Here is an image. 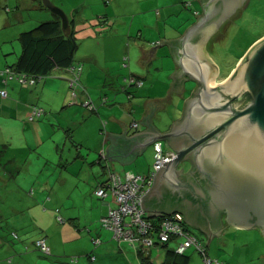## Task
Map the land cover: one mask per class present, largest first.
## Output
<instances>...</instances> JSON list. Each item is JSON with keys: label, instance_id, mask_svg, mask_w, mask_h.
Returning a JSON list of instances; mask_svg holds the SVG:
<instances>
[{"label": "rangeland", "instance_id": "rangeland-1", "mask_svg": "<svg viewBox=\"0 0 264 264\" xmlns=\"http://www.w3.org/2000/svg\"><path fill=\"white\" fill-rule=\"evenodd\" d=\"M51 1L62 8L70 18L77 20L74 32L78 42L76 50L77 57L84 55V50H87V44L91 42V39L94 41L96 40L93 37H87V35L96 33L98 35L97 39L100 40V42L97 46L99 49L98 55L100 62L97 63L92 61L93 65L91 68L102 72L106 67V71L109 70L111 74L103 72L102 77H96V75L93 77L91 75L88 79L89 83H85L94 88L93 90L92 88H88L89 91L96 96H99V94L101 96L102 93L114 88L118 89V93L126 95L124 92L126 88L124 89V87L129 85V76H127L129 75V68L126 67L128 58H126L124 54L125 52L129 54L131 41L128 36L129 33L127 31H121V21L123 18L117 17V12L113 10L116 0H110L111 2L113 1L112 5L107 3L109 0ZM124 1L133 4L129 8L130 13L138 11L136 7H139L141 11L150 18V28L144 31L143 37H150V40L162 37L165 34L164 32L160 33V31L164 29L168 34L177 32V29H175L176 22H174L176 20L170 19L166 14L164 17L163 7L169 0H139V6L136 3L137 0ZM6 6L9 10L5 9ZM157 9H159L160 14L155 13ZM103 11H111L113 15L106 24H102L101 21H103V18H100ZM173 15L174 12L171 16ZM53 16L54 13L44 7L40 0H0V43L8 46L10 52L12 50L16 51V48L21 49L19 34L22 31L33 28L41 21L51 19ZM125 21H127V18ZM128 21H130V19H128ZM116 28L118 31H115ZM132 30L136 32V24L132 26ZM263 33L264 0H249L246 4L242 2L241 6H237L231 14L226 16L218 27L208 36L207 43H204L206 54L209 51L212 58L218 64V77L226 78L232 67L238 62V57L241 55L244 48L253 39L259 37ZM121 34L126 35L122 36ZM5 40L6 42H3ZM101 51H104L106 55L102 56V53H99ZM8 55H16V52H11ZM79 59L80 61L77 62V66L88 68V66H86L88 63L81 57ZM94 70L90 72H94ZM80 72H82L81 69ZM156 72L160 75H166L168 73V71L164 69L157 70ZM113 76L115 78L114 82H112ZM98 81L100 82L99 86L102 89V93L97 92L96 85ZM158 84L159 82L154 83L153 86L150 84L149 91H145V93H148L150 96L162 94L164 88L158 86ZM185 87L184 94L188 96V92L193 90L195 83L188 81ZM66 89L70 92L73 91V94L76 90L77 92H83L85 98H89L87 90L82 86L79 78L68 79ZM80 89L82 91H80ZM106 99L107 97L103 100V103L108 102ZM175 104L177 106L179 105L178 109H175L173 106L169 108L166 112L168 116L166 121H170L180 115L181 109H183V100L179 98ZM60 106L61 105L58 104L57 108ZM104 108L106 109L107 106ZM82 111L84 112L85 110ZM105 111L108 113L110 112L108 109ZM106 112L102 113L107 114ZM90 114L91 116L95 115V113ZM2 133L1 131L0 264H10L8 263V258L13 259V263L11 264H16L18 259L26 260V264H34L33 262H36V264H78L79 261H81L79 264H140L136 252L132 251L135 250V247L127 241H123L124 244L128 245L129 249H127V252L119 249H112L108 253L105 251L103 252L102 247L104 244L109 241L116 243L117 240L112 237L110 230L104 227V229L102 228L100 218L93 216L92 219L94 222H90L91 218L89 217L91 216H89V210L85 207L82 199L74 200L72 194L70 198L67 197L63 189H60L58 194L55 195V198H52L49 192L50 186H47V195L40 196V187L37 183L41 180L45 182L49 180L51 182L49 185H51L52 182L58 179L60 174H64L62 164L33 163L29 165L30 170H27L26 166L28 164L23 163L24 157H26L23 151L18 148L14 151L16 143L18 142H13L11 146L3 150L5 144H3L2 141ZM68 143L69 141L66 143L65 150H63V152L60 151L58 154V156L62 155L64 157L63 161H65L67 157ZM9 147L16 152L15 155L12 154V151L8 150ZM40 160V158L36 157V162ZM153 161L154 149L153 146L150 145L140 155L137 164L123 166L119 164L118 168L120 170H117L122 173L127 170L135 173H147ZM67 172L68 175H70V171ZM101 175L105 176L106 170H104V172L101 171ZM78 189H82V186ZM48 196L51 198L47 199ZM109 196L113 197L114 194H109ZM37 202L42 211L37 208H30V211L27 210L29 206L35 205ZM65 207L69 208L68 210L72 209L74 214L71 216L65 214L63 211ZM58 210H60V212ZM57 214L63 217V221L57 219ZM95 227L102 228L104 235H106V230H108L111 234V239L105 240L102 235L98 238H94L93 234L95 233L93 231ZM188 228L192 231L195 230L192 226H188ZM196 232L198 231L195 230V233ZM12 233L17 234V236H12ZM196 234L198 237L201 236L202 243L207 246V239L203 234L199 232ZM43 237H46L47 244L53 246L55 251L46 254L37 250L34 242ZM95 239L99 241L96 242ZM182 239V237H178L179 242H181ZM9 245L17 247L16 250L14 249L16 253L8 250ZM175 246V242L169 245L171 248H175ZM149 248L150 247H145L144 249H140L138 247L137 251L138 253L141 252L142 255H146ZM206 248L207 257L213 261V264H215L216 260L226 264H264V236L262 233L255 230H243L229 227L224 233L214 237ZM187 250L192 255L189 264H205L203 260L204 256L198 250H195L194 246L187 248ZM87 253H92L96 256V259L91 261ZM55 254L60 256H55ZM165 255V249H161L159 255H156L155 250H152L151 253V257L156 259V264H159ZM55 257L60 258L59 263L51 260V258Z\"/></svg>", "mask_w": 264, "mask_h": 264}, {"label": "crops", "instance_id": "crops-1", "mask_svg": "<svg viewBox=\"0 0 264 264\" xmlns=\"http://www.w3.org/2000/svg\"><path fill=\"white\" fill-rule=\"evenodd\" d=\"M109 1L107 3L112 5L113 1ZM248 1L249 0H243L242 2H245L246 4ZM136 3L138 6L140 5L139 0H137ZM166 3L167 4L163 7L164 17L166 14V16L170 19L176 20L174 22H176L175 29H177V32L174 34H168L164 29L161 30L160 33L164 32L165 35L162 37H157L153 40H150V37H143L144 31L150 28V18L146 16V14H144L139 7H136L138 11L130 13L129 8L133 5L132 3L130 4L124 0H116L114 3L115 6H113V10L117 12V17L119 16L123 18L121 21V31H127L131 41L129 54L124 50V55L126 58H128L126 67L129 68V75H127L129 76V85L124 87V89L126 88L124 90L126 95L123 93H118V89L114 88L102 93V89L99 86L100 82L98 81L96 85L97 92L102 93L101 96L99 94V97L89 91L88 88H92L93 90V87H91L89 84H85L89 83L88 79L91 75L93 77L95 75L96 77H102L103 72L111 74L109 70L106 71V67L102 72L91 68L93 65L92 61L97 63L100 62L98 55L99 49L97 46L100 40L97 39V33L87 35V37H93L96 40L94 41L91 39V42L87 44V50H84V55L80 56L85 62L88 63L86 65L88 68H81L82 72L79 74V80L82 86H84V88L87 90V95L89 98H85L83 92H77L76 90L73 94V91L70 92L68 89H66L68 79H72L74 76V73H72L69 69H54L50 72V74L40 78V80L33 87H24L16 79H11L8 80L7 83H3V75L0 73V90L5 89L7 91V95L5 97L0 95V133L1 131L3 132L2 141L3 144H5L3 150H5L6 147L11 146L13 142H18L16 143L14 151L17 148L23 151L26 156L24 157L23 163L28 164L26 166L27 170H30L29 165L33 163L38 164L41 162V164H62L64 174H60L58 179L52 182L51 185H49L51 183L49 180L48 182L41 180L39 183H37L40 187L39 195H47V186H50L49 192L52 198H55V195L58 194V191L63 189L65 190L67 197L70 198L72 194L74 200L82 199L85 207L89 210V216H91L89 218H91V223L94 222L92 219L93 216L101 218L107 213L109 207L115 205L114 197L109 196V194H112L110 189H106L105 196L99 197L95 194L96 188L101 183L108 180L111 174L118 175L121 178H125L127 173L139 174L129 170L122 173L119 171L120 169L118 166L119 164L122 166L137 164L140 155L144 152V150L147 149L148 146L152 145V143L146 144L140 153H136L134 157L126 163L121 162L119 159H107L108 157L104 154L106 153V146L110 143V138L106 137V132L122 133L125 128V136H129L134 132H139L146 129L147 125L139 122L136 119H140L143 112L146 114L150 113V108L155 106L157 107L153 111V114L150 118L151 124L161 132H166L170 129V126L173 122L181 118L183 109H181V113L178 117L172 120L169 119L170 121H166L168 117L166 112L172 106L175 109H178L179 105L177 106L175 104L177 100L181 98L184 104V100L192 94V91L196 87V83L193 82L195 83V87L193 90H190L188 92V96H186V94H184V90L186 89L185 86L186 82H188L187 80L182 85L181 92H168L170 88V82L173 80V77L170 76V74L174 70H178L180 68L173 58L168 43L165 42L160 45L157 44L160 43L162 38L174 39L182 37L185 30L196 22L198 15L202 14L203 6L199 0H169ZM5 9L9 10L7 6ZM173 12L174 15L171 16ZM155 13L160 14L159 9H157ZM100 16V18H103V21H101L102 24H106L113 17L111 11H103ZM126 18L127 21H125ZM68 19L74 20L73 29L75 30L77 20L70 18L69 16ZM128 19H130V21H128ZM134 24H136V32H133L132 30V26ZM115 31H118V29L116 28ZM126 34L121 35L123 36ZM3 42H6V40ZM206 43L207 39L205 41V44ZM151 46H155V48L150 55L149 50ZM11 52H16V55H8ZM11 52L9 51L8 46L0 43V70L6 66L13 67L18 60L21 49L16 48V51L12 50ZM99 53H102V56L106 55L104 51ZM206 55L217 66L219 74L217 62L212 58L209 51ZM241 56L239 57L238 61L240 60ZM80 57H77L75 52V63L80 61ZM236 65L232 67L229 75L226 78L231 76ZM163 69L168 71L166 75H160L156 72L157 70ZM91 70H94V72H90ZM114 79L115 78L113 76L112 82H114ZM156 82H159L158 86L164 88V92L155 96H150L148 93L146 94L145 91H149L150 84L153 86ZM130 85L133 86L131 87ZM80 91L82 90L80 89ZM106 97L108 102L103 103V100ZM88 99L94 103L96 107L95 110L84 107L83 103L89 101ZM58 104L61 105L59 108H57ZM32 105H37L44 111L43 114H41V116L36 120L27 119V115L29 114ZM106 106V109L110 110L109 113L105 111L106 109L104 107ZM82 110L87 112H83ZM102 112H106L107 114H103ZM90 113H95V115L91 116ZM134 121L137 122L136 127L131 125V123ZM68 141L67 157L66 160L63 161L64 157L62 155L58 156V154L60 151L63 152V150H65L66 143ZM162 144L165 148H169L166 140H163ZM8 150L12 151V154H16V152H14L11 147H9ZM36 157L40 158L41 160L36 162ZM181 164V166H183L184 163L182 162ZM104 170H106V175L102 176L101 171L104 172ZM67 171H70V175H68ZM80 186H82V189H78ZM50 196H48L47 199H50ZM30 208H37L42 211L41 208H39L38 202L35 205L29 206L27 210L30 211ZM68 209L69 208L65 207L63 210L64 213L68 214L69 216L73 215L74 213L72 209ZM58 211L60 212V210ZM157 212L159 211L148 210V214L150 215L158 214ZM187 225L192 226L199 233L203 234V236L208 240L207 233L200 227L188 223ZM222 226L223 227L221 228L219 234H213L211 236L208 245L214 237L224 233L230 226L234 228L232 223H222ZM102 228L100 229L99 227H95V230L93 231L95 233L93 234L94 238H98L100 235H102L105 240L111 239L110 232L105 229L106 235H104ZM195 230L192 232L199 240H201V236L198 237L196 234L198 232L195 233ZM43 238L45 241L47 240L46 237ZM170 243L173 242L166 244H155L147 250L146 255L141 254L142 256L140 253H138L137 246L135 247V250L132 251L136 252L140 264H156V259L151 257L152 250H155L156 255H159L161 253V249H165L166 255L159 264H170L173 260L179 259L178 255H171L168 253V251H174V247H169ZM49 248L50 252L55 251L53 246H49ZM14 249L16 250L17 247L9 245L8 250L10 252L16 253ZM112 249H119L121 251L123 250L124 252H127V249L129 248L128 245L123 243V241L118 240L116 243L109 241L102 247L103 252L105 251L106 253ZM90 255L93 254L87 253L89 259ZM185 255L188 257L189 264L190 257L192 255L188 250H186ZM55 256L60 255L55 254ZM93 256L94 259H96V256ZM142 258L145 259V263L142 261ZM59 259V257L51 258L53 262L58 263L60 262ZM94 259L90 260L94 261ZM80 262L81 261H79L78 264ZM8 263H13V259L8 258ZM33 263L36 264V262ZM16 264H26V260L18 259Z\"/></svg>", "mask_w": 264, "mask_h": 264}, {"label": "water", "instance_id": "water-1", "mask_svg": "<svg viewBox=\"0 0 264 264\" xmlns=\"http://www.w3.org/2000/svg\"><path fill=\"white\" fill-rule=\"evenodd\" d=\"M199 1L203 12L183 36L162 38L157 44L168 43L180 68L170 74L173 80L168 92H181L187 80L196 83L184 100L181 118L161 132L151 124L157 106L151 107L150 113L143 112L136 119L146 129L129 136L125 128L122 133L106 132L110 143L104 155L126 163L146 144L166 140L175 156L159 167L152 187L141 198L142 207L147 214L148 210L159 211L148 214L151 217L180 209L188 224L207 233L208 247L211 236L223 227L222 212L230 208L249 175L264 178V35L247 48L231 76L219 78L204 43L243 0ZM41 2L60 17L62 31L68 34L66 12L51 0ZM214 9L226 14L213 18ZM155 46L150 47V55ZM182 162L191 164L190 168L185 171Z\"/></svg>", "mask_w": 264, "mask_h": 264}, {"label": "built area", "instance_id": "built-area-1", "mask_svg": "<svg viewBox=\"0 0 264 264\" xmlns=\"http://www.w3.org/2000/svg\"><path fill=\"white\" fill-rule=\"evenodd\" d=\"M75 79L79 78L80 66H71L68 68ZM3 75L2 82L7 83L8 80L16 79L24 87H33L40 78L32 75H26L17 71L14 67L6 66L0 70ZM0 95L5 97L7 91L0 90ZM88 109H94V103L89 100L83 103ZM43 109L37 105H32L28 120H36L43 114ZM133 127L137 126V122H132ZM154 161L147 173H127L125 178L111 174L108 180L101 183L95 190V194L99 197L106 195V189H110L114 194L115 205L109 207L107 213L103 215L101 225L110 230L112 237L118 241H127L134 247L144 249L152 247L155 244H166L175 242L174 252L184 254L187 248L194 246L203 256L205 264H213V261L207 257L205 245L192 232L184 219V214L180 210L158 216H149L142 207V196L152 187L154 183V175L160 166H164L163 161H168L175 156L172 149L165 148L162 141H156L153 144ZM59 221H63L61 215H57ZM16 237L17 234L12 233ZM178 237H182L181 242ZM98 242V239H95ZM34 245L42 253H49L50 248L44 238L36 240ZM94 259L93 255H90ZM215 264L220 263L216 260Z\"/></svg>", "mask_w": 264, "mask_h": 264}, {"label": "trees", "instance_id": "trees-1", "mask_svg": "<svg viewBox=\"0 0 264 264\" xmlns=\"http://www.w3.org/2000/svg\"><path fill=\"white\" fill-rule=\"evenodd\" d=\"M69 21L70 31L68 34L62 31L60 17L56 14L51 19L41 21L33 28L22 31L19 34L21 52L13 67L26 75L42 78L54 69H68L71 66H77L75 52L78 42L74 35V20ZM260 36L253 39L244 48L241 55ZM168 253L179 256L178 260H173L170 264H188V257L185 253L177 254L174 251H168ZM142 261L145 263L144 258H142Z\"/></svg>", "mask_w": 264, "mask_h": 264}, {"label": "flooded vegetation", "instance_id": "flooded-vegetation-1", "mask_svg": "<svg viewBox=\"0 0 264 264\" xmlns=\"http://www.w3.org/2000/svg\"><path fill=\"white\" fill-rule=\"evenodd\" d=\"M214 13L213 18L226 14L225 11L222 13V9H214ZM244 100L236 101V105L243 104ZM183 163L184 170H188L191 164L188 162ZM239 191L230 208L226 207L225 211L222 212V223L229 224V222H232L234 228L255 230L264 236V178L249 175L248 181Z\"/></svg>", "mask_w": 264, "mask_h": 264}]
</instances>
